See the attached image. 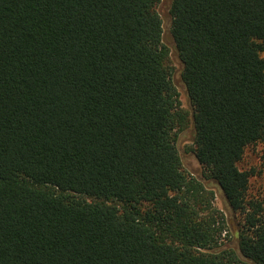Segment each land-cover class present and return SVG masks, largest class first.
Masks as SVG:
<instances>
[{
  "label": "trees",
  "instance_id": "trees-1",
  "mask_svg": "<svg viewBox=\"0 0 264 264\" xmlns=\"http://www.w3.org/2000/svg\"><path fill=\"white\" fill-rule=\"evenodd\" d=\"M161 2L0 0V264H264V0H171L191 117Z\"/></svg>",
  "mask_w": 264,
  "mask_h": 264
},
{
  "label": "rangeland",
  "instance_id": "rangeland-1",
  "mask_svg": "<svg viewBox=\"0 0 264 264\" xmlns=\"http://www.w3.org/2000/svg\"><path fill=\"white\" fill-rule=\"evenodd\" d=\"M171 0H162L158 10L163 19L164 27V44L170 49V64L173 68L172 80L179 93V100L181 107L190 113V117L193 113L189 96L186 87L182 81V63L179 59L177 49L171 34L172 19L169 13ZM194 145V126L193 122L189 123V126L179 134L178 150L181 155L184 170L187 174L200 179L205 187L214 193V207L225 214L228 220V230L223 235V242L228 247H235V240L237 231L239 229L237 225V219L230 211L224 195L220 187L211 181L203 178V167L196 159L191 148ZM240 168L243 170H254V175L251 178V194L264 201V146L250 147L243 161L240 163Z\"/></svg>",
  "mask_w": 264,
  "mask_h": 264
}]
</instances>
